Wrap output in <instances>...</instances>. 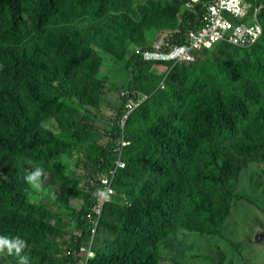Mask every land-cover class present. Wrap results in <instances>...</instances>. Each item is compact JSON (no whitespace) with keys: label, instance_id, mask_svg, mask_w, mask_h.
<instances>
[{"label":"trees","instance_id":"1","mask_svg":"<svg viewBox=\"0 0 264 264\" xmlns=\"http://www.w3.org/2000/svg\"><path fill=\"white\" fill-rule=\"evenodd\" d=\"M204 9L183 0H0V236L25 241L19 254L0 247V264L21 256L73 264L89 238L99 187L90 183L119 160L126 168L115 172L87 264H178L165 246L181 248L182 230L203 234L212 247H202L204 258L223 254L216 239L226 245L240 176L255 179L248 169L264 163V7L251 48L218 44L166 76L170 61L158 73L134 53L158 31L183 44L203 26ZM108 58L126 61L123 88L141 100L124 129L127 97L103 98ZM104 104L115 119L100 131L89 119Z\"/></svg>","mask_w":264,"mask_h":264},{"label":"built area","instance_id":"2","mask_svg":"<svg viewBox=\"0 0 264 264\" xmlns=\"http://www.w3.org/2000/svg\"><path fill=\"white\" fill-rule=\"evenodd\" d=\"M183 3L187 10H195L199 5L201 7L202 4H205L202 15L203 26L188 32L184 37L183 44H169L170 32H168L164 40L156 37L149 48H135L134 53L142 61L155 63L170 61V66H174L179 62H192L198 52L203 49L210 50L220 43L237 48H248L256 44L263 35V26L257 17V13L264 6L255 7L247 0H213L207 4L205 0H183ZM253 7L255 12L250 21L247 22L249 10ZM136 106V103L129 101L126 104L123 119L126 120V114ZM118 163L120 168H124V162L119 161ZM114 174V171H110L107 177L99 178L98 183L96 181L90 183L91 187L98 185L100 192L96 193L93 199V210L89 217L91 223L89 240L74 251L75 262L73 264H87L88 259L93 255V239L101 222L104 206L109 202L112 193L111 182ZM101 192L104 193L103 196L100 195ZM68 254H72V251H68Z\"/></svg>","mask_w":264,"mask_h":264},{"label":"crops","instance_id":"3","mask_svg":"<svg viewBox=\"0 0 264 264\" xmlns=\"http://www.w3.org/2000/svg\"><path fill=\"white\" fill-rule=\"evenodd\" d=\"M153 68L158 73L163 69L158 65ZM253 167L255 170L250 167L248 171L256 173L257 177L251 180L249 175L240 176L232 210L222 232L226 245L235 248V254L224 264H260L264 258V218L260 221L259 217V213L264 214V163ZM180 232L185 236L190 235L185 230Z\"/></svg>","mask_w":264,"mask_h":264},{"label":"rangeland","instance_id":"4","mask_svg":"<svg viewBox=\"0 0 264 264\" xmlns=\"http://www.w3.org/2000/svg\"><path fill=\"white\" fill-rule=\"evenodd\" d=\"M253 11L254 10H252V12ZM86 22V20L82 21L81 26H83V24H85ZM167 34L168 32L158 31L155 35V38L159 37L161 40H164L167 37ZM253 46H250L248 48H251ZM114 48L115 51H117V46H114ZM172 67L173 66H169L167 69L171 70ZM100 75L104 79V100L109 101L110 104V102H114L115 100L120 99V97L122 96L123 86L127 85L130 81V73L126 67V61H115L114 59L108 58L101 67ZM159 86L161 87V84H159ZM136 108L137 106L134 107L129 113H127V117ZM98 111L100 112V114L96 110L92 112L89 122L94 123L95 127L102 131L104 129V123L107 119H109V117H111L112 120L115 119V113L113 110L109 109L108 104L102 105ZM93 115H96V117H93ZM126 121L127 120L125 119L121 120L120 126L122 129L125 128ZM103 141H105V139ZM250 169L255 170L253 165ZM80 189H82V192L84 191L87 193L88 188L86 185V179L81 182ZM262 197L264 198V195ZM73 205H75V203H73ZM259 217L261 221L264 218V214L259 213ZM199 236L201 235L194 232L189 236H185L182 235V233L179 231L175 237L176 243L180 244L181 248L176 247L171 243L169 247H167V245L165 246L166 253L168 252L170 254V258L175 260L178 264H215L219 262H222V264H224L231 255L235 254V248L224 245L223 239L219 238L216 240L220 245H222L223 254H214L212 256L204 258L201 252L202 247L205 246L206 249H211L212 247L207 242L204 244L198 242ZM191 244L193 245L191 246ZM165 260L166 262H169V259H167L166 257ZM260 264H264V258Z\"/></svg>","mask_w":264,"mask_h":264},{"label":"clouds","instance_id":"5","mask_svg":"<svg viewBox=\"0 0 264 264\" xmlns=\"http://www.w3.org/2000/svg\"><path fill=\"white\" fill-rule=\"evenodd\" d=\"M220 44H223V43H220ZM136 48H138V47H136ZM135 50V49H134ZM149 63H153V64H155V65H158V66H160L161 65V63H155V62H149ZM170 65H171V63H170ZM169 65V66H170ZM170 72V70L169 69H166V71L164 72V74L163 75H168V73ZM130 73V72H129ZM130 78H131V75H130ZM160 84H161V87H165V84H164V78L161 80V82H160ZM125 92H127L126 94H123V93H125ZM131 93H133V92H130L129 90H127V89H124L123 88V91H122V96L121 97H127L126 99V101H133L134 103H136L137 104V107L139 106V103H140V99H138V100H136V101H134V99L133 98H130V97H128ZM125 109H126V106H125ZM124 115H125V110H124ZM124 117V116H123ZM127 120V119H126ZM119 161H122V160H119ZM119 161H117V163H115L114 164V168L112 169V170H110V171H114V173L115 172H117L118 170H121V169H125L126 168V164H125V166H124V168H120L119 167ZM122 162H124V161H122ZM125 163V162H124ZM109 171V172H110ZM108 174V173H107ZM107 174L106 175H102V176H98L97 177V179L96 180H94V181H96L97 183L99 182V178H101V177H104V176H106L107 177ZM41 175V170L39 169V168H37V169H35L32 173H30L27 177H26V180L27 181H29L30 183H36V181H37V179H38V177ZM115 175V174H114ZM114 178V177H113ZM113 180V179H112ZM91 182H93V181H91ZM112 183V182H111ZM88 188V187H87ZM111 190H112V188H111ZM88 192V191H87ZM98 192H100V187H98ZM98 192H93V193H95V195H96V193H98ZM112 194H113V190H112V193L110 194V197H109V202H110V200H111V196H112ZM100 195L101 196H103L104 195V193L103 192H101L100 193ZM95 197V196H94ZM109 202H107V203H109ZM106 203V204H107ZM102 218H103V216H102ZM101 221H102V219H101ZM89 223H90V221H88ZM101 223V222H100ZM100 225V224H99ZM99 225H98V227H99ZM89 226H91V223L89 224ZM97 227V228H98ZM90 230V229H89ZM96 233H97V229H96ZM96 236V235H95ZM94 239H95V237H94ZM94 239H93V243H94ZM88 240H89V238H88ZM93 243H92V245H93ZM0 247H5V248H7V250H8V252L9 253H12L13 252V250L15 251V253L16 254H19L20 253V251H21V249H23L24 247H25V241L23 240V239H20L19 237H12V238H9V237H7V236H0ZM20 264H28V258L26 257V256H21L20 257Z\"/></svg>","mask_w":264,"mask_h":264},{"label":"flooded vegetation","instance_id":"6","mask_svg":"<svg viewBox=\"0 0 264 264\" xmlns=\"http://www.w3.org/2000/svg\"><path fill=\"white\" fill-rule=\"evenodd\" d=\"M162 32H167V31H162Z\"/></svg>","mask_w":264,"mask_h":264}]
</instances>
